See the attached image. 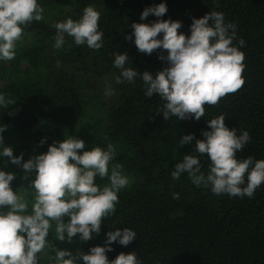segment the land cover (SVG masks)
Listing matches in <instances>:
<instances>
[{
    "label": "trees",
    "instance_id": "1",
    "mask_svg": "<svg viewBox=\"0 0 264 264\" xmlns=\"http://www.w3.org/2000/svg\"><path fill=\"white\" fill-rule=\"evenodd\" d=\"M167 5L162 17L150 14L141 20L142 11L159 3ZM44 19L23 26L11 61L0 60V95L15 101L0 106V124L7 125L4 145L24 160L46 152L54 141L69 136L85 141V149L109 143L115 146L112 164H121L129 184L118 192L119 203L101 225V232L89 241L76 244L88 252L103 246L108 231L129 228L136 238L127 246L118 242L107 252L109 260L120 252L135 251L141 264H264V184L254 195L230 197L215 195L211 186H196L187 173L173 179L175 165L185 155L200 159L207 176L210 159L195 152V139H204L208 120L225 116V124L237 135L247 131L249 142L237 152V159L249 156L264 159V0H38ZM87 6L100 12L99 30L103 46L99 50L77 46L65 35L61 49L53 47L56 22L79 20ZM211 11L222 12L226 23H234L233 45L245 55L242 73L245 83L234 94L222 98L217 106H205V116L165 120L157 113L165 101L158 94L146 97L140 77L134 82L116 83L121 70L114 66L115 54L127 52L126 67L155 74L167 67L159 59L162 50L151 55L137 50L131 24L153 23L158 19L179 20V32L191 35L193 18ZM162 35V34H161ZM245 41L244 46L239 40ZM166 56V51L163 52ZM59 61V67L57 62ZM111 89L113 95H105ZM14 112V115H9ZM194 134L190 144L178 146L179 139ZM45 143L40 145L41 139ZM35 150V153H34ZM2 151V149H0ZM0 156V169L16 172L11 182L14 191L25 190L28 181L20 179L22 169L6 163ZM111 173V165L109 175ZM34 178V174H33ZM101 188L110 184L107 177H96ZM247 178H245V185ZM179 194V199L173 198ZM70 218L64 217L65 222ZM49 246L39 254L40 264H55V250L73 252L74 243L55 239V224L49 233ZM83 264V261H80Z\"/></svg>",
    "mask_w": 264,
    "mask_h": 264
},
{
    "label": "clouds",
    "instance_id": "2",
    "mask_svg": "<svg viewBox=\"0 0 264 264\" xmlns=\"http://www.w3.org/2000/svg\"><path fill=\"white\" fill-rule=\"evenodd\" d=\"M43 12L38 0H0V60L15 58L23 26L42 21ZM166 12L167 5L161 2L145 8L141 20L150 14L162 17ZM99 20L100 12L87 6L79 20L68 18L54 23L53 47L61 49L67 34L77 46L99 50L104 35L99 30ZM181 27V21L171 19H158L150 24L133 22L132 33L125 39L134 37L137 50L147 55L162 50L159 59L166 60L168 66L155 74L141 73L126 67L127 52L117 53L113 63L121 72L116 83H132L140 77L146 97L155 93L165 101L157 111L165 120L177 117L178 120L195 118L198 121L205 116L206 105L217 106L222 98L243 87L245 55L233 45L237 26L226 23L222 12L211 11L201 18L194 17L190 36L179 32ZM239 45L244 46L245 41L240 39ZM113 94L111 89L105 92V95ZM14 103L0 95V106L4 109ZM208 128L210 130L202 133L204 139L186 134L178 142V146H182L195 139V152L199 156L206 155L211 162L207 176L201 172L198 156L185 155L175 165L172 178L179 179L181 174L187 173L194 185L211 186L212 193L217 196L251 198L264 184V159L255 161L254 166L251 156L237 159V152L242 151L250 140L249 133L244 131L237 135L235 128L226 126L223 115L208 120ZM6 129L7 125L0 124V156L7 158L6 163L11 162L22 169L20 179L29 182L25 195L30 194L32 202L29 205L25 195L11 187L16 172L0 169V209H6L0 211V264H40L39 254L49 246L48 236L53 223L55 239L62 242L71 243L78 234L82 242L91 240L93 234L98 235L102 222L116 211L118 192L129 184L127 176L122 175L123 166L111 163L116 155L115 146L109 143L106 150L92 147L81 152L85 149V141L69 136L54 141L46 152L37 154L34 150L35 154L24 160L23 153L14 155L12 147L4 145ZM45 140L41 139L40 145ZM97 176L107 177L110 184L101 188L95 182ZM173 198L179 199V194L173 193ZM64 217L70 219L65 222ZM106 237L103 246H92L88 252L77 250L73 254L68 249L55 250V264H80L81 260L83 264H141L135 251L120 252L112 260L106 254L113 250L114 242L129 245L136 238L133 230L116 228L108 231Z\"/></svg>",
    "mask_w": 264,
    "mask_h": 264
},
{
    "label": "rangeland",
    "instance_id": "3",
    "mask_svg": "<svg viewBox=\"0 0 264 264\" xmlns=\"http://www.w3.org/2000/svg\"><path fill=\"white\" fill-rule=\"evenodd\" d=\"M17 192H18L19 194H21V195H25L26 189H25V190H17ZM25 199L28 200V201H29V205H31V202H32V197H31V195H30V194L25 195ZM0 211H6V209H0ZM25 235H26V234H25ZM48 237L50 238V236H48ZM77 239H78V235H77L76 238H74L73 242H71V244H72V243L75 244V245L72 244V245H73V251H74V254L77 252V250L82 251V247H81L79 244H76ZM42 253H44V252H41L40 254H42Z\"/></svg>",
    "mask_w": 264,
    "mask_h": 264
}]
</instances>
